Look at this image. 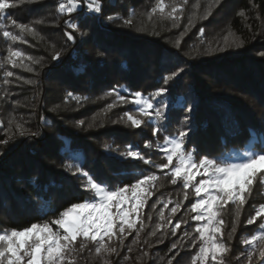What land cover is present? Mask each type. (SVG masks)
<instances>
[{
	"label": "trees",
	"instance_id": "obj_1",
	"mask_svg": "<svg viewBox=\"0 0 264 264\" xmlns=\"http://www.w3.org/2000/svg\"><path fill=\"white\" fill-rule=\"evenodd\" d=\"M10 2L16 6L6 10L5 19L0 20L5 24V29H0V140H8L7 144L0 143V231L55 218L71 204L89 198L90 193L81 187L86 178L62 167L67 162L82 166L98 182L113 188L155 173L159 179L139 210L136 229H126L130 234L122 244L112 242L118 245L117 253L98 256L96 245L88 242L76 254L75 264H168L169 260L172 264H190L199 243L191 247V238L182 237L196 226L191 219L195 214L188 210L195 200L192 189L183 200L182 182L171 183L167 169L161 171L124 158L120 152L131 146L155 164L166 163L155 144L181 130L187 132L184 148L196 158L240 150L248 144L252 131L258 135L253 147L261 148L264 0H221L206 19L203 17L211 0H187L186 4L177 0L183 11L177 13L175 21L161 17L159 12L148 18L155 0H101V13H73L82 36L73 32L75 39L71 41L65 35L70 31L65 19L70 16L56 12L59 0ZM241 10L247 18L238 15ZM168 11L170 8L165 9ZM8 17L30 25L37 34H22ZM126 19L132 24H125ZM37 20L43 23H35ZM200 29H204L203 35ZM3 30L23 39L6 40ZM177 39L179 47L175 46ZM234 41L243 44L237 47ZM8 47L39 63L24 60L32 72L13 68L6 63ZM57 51L60 58L54 60ZM177 68L184 71L165 85L163 77ZM5 71L14 75L5 77ZM5 79L9 83L5 84ZM29 80L32 83L25 82ZM115 86L129 100L136 91L149 96L167 87L165 96L157 98L168 105L165 118L158 122L162 131L153 136L150 124L140 128L114 124L124 112H135L132 103H122L111 93ZM69 92L73 97H68ZM79 121L84 123L79 125ZM17 123L23 124L27 134L16 131ZM146 141L152 142L151 149L144 148ZM263 189L258 182L252 187L231 240L228 233L236 206L229 202L222 211L223 239L229 247L226 264H244L240 254L249 249L242 240L255 234L263 222L257 219L247 225L246 220L254 215L255 207L264 204ZM180 201L183 206L171 216L172 223L163 227L171 208ZM161 210L164 220L160 219ZM132 218L136 219V214ZM178 220L187 223L173 235L171 229ZM141 222L143 229L137 237ZM157 224L161 225L158 229ZM154 230L155 235H151ZM173 243H177L176 249H172ZM258 260L255 256L253 264Z\"/></svg>",
	"mask_w": 264,
	"mask_h": 264
},
{
	"label": "snow or ice",
	"instance_id": "obj_2",
	"mask_svg": "<svg viewBox=\"0 0 264 264\" xmlns=\"http://www.w3.org/2000/svg\"><path fill=\"white\" fill-rule=\"evenodd\" d=\"M187 3V0H183ZM221 0H211L208 4V10L203 18L211 15V9L218 6ZM84 4L89 12L101 13V0H59L56 12L60 14L83 13L81 5ZM10 0H0V20L5 19L6 10L15 7ZM256 7V5H253ZM166 8L170 11L165 12ZM183 7L177 3V0H171L169 4L165 0H155L154 6L151 8L148 18L151 20L153 14L159 12L161 17L177 18V13L182 12ZM239 16L245 17V12L240 11ZM113 17L109 16L108 19ZM247 18V17H245ZM11 24L18 28L20 32L36 35L33 27L27 24L17 23L11 19ZM125 24L131 25L132 21L126 19ZM35 23H43L37 20ZM191 20L189 25H191ZM68 31L65 33L68 40H74L73 32L78 25L71 19L65 20ZM175 26V23L174 25ZM0 29H5V24L0 23ZM187 31V28H186ZM204 29H200L203 35ZM2 35L6 40L15 42L22 40V35L13 34L8 30H3ZM183 35V33L181 34ZM227 43V38H225ZM237 47L242 46L243 42H235ZM180 40L175 41V46L179 47ZM222 50V49H221ZM6 63L13 68L23 67L26 71L32 72L33 69L24 63V60H31L33 63H39L31 56H26L20 50L12 47L7 49ZM264 56V52L260 53ZM60 52H54L52 59L58 60ZM19 61V62H17ZM3 65L0 64V67ZM184 69L177 68L163 77L164 84L174 80L183 72ZM5 77H12V71H5ZM32 83V81H25ZM7 84L9 81L4 80ZM119 86L113 87L111 93H115L119 101L122 103H132L135 106V112L126 111L113 123L129 124L133 128H140L142 125H152V135L162 131L158 122L165 118L167 110L166 101L162 98L168 92L167 87H160L149 96H145L142 92L136 91L132 93L131 100L128 97L120 95ZM109 93V94H111ZM68 97H73V93L69 92ZM114 105H108L109 108ZM188 111H191L189 108ZM187 117H185V120ZM10 123H12L10 121ZM84 121H79L82 125ZM89 127H92L89 124ZM16 131L20 135L27 134L23 124H15ZM33 136L36 133H32ZM186 131H179L177 136H165L163 143H156V149L163 154L166 163L155 164L151 159L146 158L140 151H134L132 147H128L126 151L120 152V156L133 160L142 161L145 165H151L161 171L167 169L166 175H170L171 183L176 184L182 182L184 191L183 200L188 199V189H192L195 196L194 202L190 204L189 212L194 213L191 217L196 222V226L192 232L185 231L184 236L191 238V247H196L199 243L198 250L191 256L190 264H226L225 255L229 252L228 245L224 242L222 211L226 205L231 202L236 206L235 219L232 224L231 232L228 233V239H232V235L237 231V223L239 222L240 209L246 203L248 195L252 191V187L257 182L264 187V141H261V148L255 150L249 148L241 153L237 159H214L207 156L196 159L192 152L184 149V138ZM0 143L7 144L8 140H0ZM152 142L146 141L144 148L151 149ZM66 170L72 171L73 174H80L86 178L81 187L90 193L88 199L73 203L52 219L31 223L22 229H7L0 231V264H75L76 254L82 252L88 242L96 245L95 253L99 255H111L117 253L118 245L113 244V240L123 243L126 236V229H136L137 219L139 218V210L146 204L147 198L151 195V189L155 187L159 177L155 173L142 175L134 183L125 184L123 187H109L102 181L94 179L88 171L82 166L73 162H67L62 165ZM195 170V171H194ZM197 177H200L197 180ZM171 203V201H169ZM183 206V201L177 202L170 210L167 223L163 227L167 228L172 223L171 216L176 214ZM165 208L168 204L164 205ZM136 214V219L132 215ZM258 218L264 221V204H260L254 208V215L247 220V225H253ZM160 219L164 220L163 211L160 212ZM186 220H178L171 229L175 235L176 230L181 228V224H186ZM157 229L161 227L157 224ZM141 227L136 231L139 237ZM198 233V236H193ZM155 235V230L151 233ZM80 239L77 248V240ZM107 238V240L105 239ZM135 243V241H134ZM242 243L249 249L246 253L242 252L240 256L244 257V264H253L255 256L259 257L258 264H264V222L259 223L258 230L250 237L243 238ZM172 249L178 247L177 243L172 244ZM129 251L132 249L129 248ZM240 261V257L236 258ZM168 264H172L169 260Z\"/></svg>",
	"mask_w": 264,
	"mask_h": 264
},
{
	"label": "rangeland",
	"instance_id": "obj_3",
	"mask_svg": "<svg viewBox=\"0 0 264 264\" xmlns=\"http://www.w3.org/2000/svg\"><path fill=\"white\" fill-rule=\"evenodd\" d=\"M81 8L83 9V12H84V10H85V8H86V6L84 5V4H82L81 5ZM89 13H92V12H89ZM84 14V13H83ZM65 15H68V14H65ZM73 14H71L70 15V17H68L67 19H65V20H68V19H71L74 23H76L77 24V22L76 21H74V18H73V16H72ZM70 31H73V30H71L70 29ZM74 32H76V34L78 35V36H82V32L81 31H78V28L74 31ZM145 96H147V95H145ZM173 136H177V135H173ZM258 141V135H257V133H255V132H253L252 131V133H251V136L249 137V139H248V144L246 145V147H244V148H242V149H240V150H231V151H229V152H226L225 154H221V155H218V156H214V157H208V158H214V159H237V158H239V156L241 155V153L243 152V151H245V150H247V149H249V148H253V149H255V150H259V149H257L256 147H253V145L256 143ZM185 149V148H184ZM186 150V149H185ZM187 151V150H186ZM191 152V151H190ZM193 153V152H192ZM194 155V154H193ZM206 155H203V156H201V157H205ZM194 157H195V155H194ZM201 157H198V158H196V159H199V158H201ZM195 171V170H194ZM200 179V177H197V180H199ZM264 190V189H263ZM258 219H261V218H258ZM261 221H262V219H261ZM264 222V221H263ZM250 237V236H249Z\"/></svg>",
	"mask_w": 264,
	"mask_h": 264
},
{
	"label": "built area",
	"instance_id": "obj_4",
	"mask_svg": "<svg viewBox=\"0 0 264 264\" xmlns=\"http://www.w3.org/2000/svg\"><path fill=\"white\" fill-rule=\"evenodd\" d=\"M84 14V16H87L88 14H89V11L87 10V8H85V10H84V12H83Z\"/></svg>",
	"mask_w": 264,
	"mask_h": 264
}]
</instances>
